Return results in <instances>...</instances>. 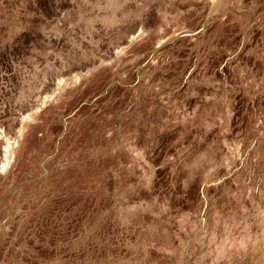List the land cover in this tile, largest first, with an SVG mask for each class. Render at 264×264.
I'll return each instance as SVG.
<instances>
[{"label": "rangeland", "instance_id": "1", "mask_svg": "<svg viewBox=\"0 0 264 264\" xmlns=\"http://www.w3.org/2000/svg\"><path fill=\"white\" fill-rule=\"evenodd\" d=\"M0 264H264V0H0Z\"/></svg>", "mask_w": 264, "mask_h": 264}, {"label": "bare ground", "instance_id": "2", "mask_svg": "<svg viewBox=\"0 0 264 264\" xmlns=\"http://www.w3.org/2000/svg\"><path fill=\"white\" fill-rule=\"evenodd\" d=\"M9 146V145H8ZM6 148V147H5ZM5 154V153H4Z\"/></svg>", "mask_w": 264, "mask_h": 264}]
</instances>
